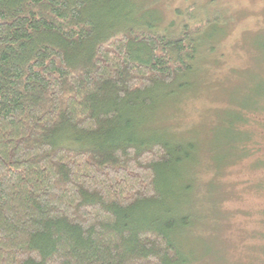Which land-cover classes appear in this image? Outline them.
Instances as JSON below:
<instances>
[{"label": "trees", "instance_id": "trees-1", "mask_svg": "<svg viewBox=\"0 0 264 264\" xmlns=\"http://www.w3.org/2000/svg\"><path fill=\"white\" fill-rule=\"evenodd\" d=\"M134 6L0 0V264H220L200 203L191 207L190 169L202 162L215 177L249 156L248 124L264 107L247 99L231 110L230 156L206 167L203 140L169 130L157 115L194 85L186 78L200 52L226 29L219 7H175L163 20ZM257 82L253 92L263 95ZM257 244L258 256L240 250L232 261L264 264ZM215 246L234 253L228 242Z\"/></svg>", "mask_w": 264, "mask_h": 264}, {"label": "rangeland", "instance_id": "rangeland-1", "mask_svg": "<svg viewBox=\"0 0 264 264\" xmlns=\"http://www.w3.org/2000/svg\"><path fill=\"white\" fill-rule=\"evenodd\" d=\"M129 1H132L134 7L142 3L145 7L156 9L163 20H169L176 14L175 7L193 10L201 5L209 11L213 5L219 7L220 11L216 13L219 17L223 16L225 31H221L222 35L213 47L200 52L199 67L192 76L186 78L194 85L174 93L173 98L161 105L157 115L162 121L157 123L169 130L179 134L186 132V136H189L188 132L192 136L196 134L203 140L202 144L209 149V159H206L205 166L215 169L218 157L230 156L228 152L235 143L228 141L225 130L228 115H232L231 110L247 102V99L250 104L253 101L264 107V94L256 95L253 92L258 89L257 79L264 85V78H260L261 73L264 74V29L258 31L256 26L258 21L264 23V7L261 10L264 0ZM260 88L264 90V86ZM153 117H156V113L146 118L151 121ZM248 125L252 133L249 147L251 154L227 163L221 173L215 176L217 190L211 168L206 169L200 162L190 169L194 178L191 207L196 209L197 203H200V218L206 230L204 235L211 242L207 245L219 258L220 264L221 256L235 264L232 257L238 259L241 256L240 250L248 253L250 249L252 256H258L259 251L252 248L254 246L258 249V244L253 243H264L261 240L264 224L258 219L262 215L260 210L264 208V164L255 165L261 158L264 160V114L258 113L255 121ZM222 215L230 218L229 222H220ZM227 242L234 245L231 256L228 251L218 250L215 246H223ZM236 264H243V261L237 260Z\"/></svg>", "mask_w": 264, "mask_h": 264}, {"label": "bare ground", "instance_id": "bare-ground-1", "mask_svg": "<svg viewBox=\"0 0 264 264\" xmlns=\"http://www.w3.org/2000/svg\"><path fill=\"white\" fill-rule=\"evenodd\" d=\"M179 90V89H178Z\"/></svg>", "mask_w": 264, "mask_h": 264}]
</instances>
